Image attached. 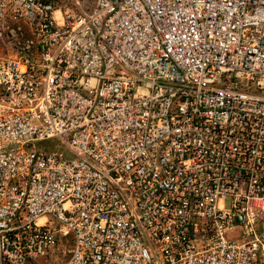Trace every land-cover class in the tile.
I'll return each instance as SVG.
<instances>
[{
    "label": "built area",
    "instance_id": "1",
    "mask_svg": "<svg viewBox=\"0 0 264 264\" xmlns=\"http://www.w3.org/2000/svg\"><path fill=\"white\" fill-rule=\"evenodd\" d=\"M66 237L60 264L262 263L264 0H0V264Z\"/></svg>",
    "mask_w": 264,
    "mask_h": 264
},
{
    "label": "rangeland",
    "instance_id": "2",
    "mask_svg": "<svg viewBox=\"0 0 264 264\" xmlns=\"http://www.w3.org/2000/svg\"><path fill=\"white\" fill-rule=\"evenodd\" d=\"M48 143L52 145L51 147H53L55 144L53 140L49 141ZM69 246L70 237L60 239V244L55 248V250L51 254L46 257L37 258L35 261L28 262L26 264H60L62 261L65 260ZM261 264H264V258Z\"/></svg>",
    "mask_w": 264,
    "mask_h": 264
},
{
    "label": "bare ground",
    "instance_id": "3",
    "mask_svg": "<svg viewBox=\"0 0 264 264\" xmlns=\"http://www.w3.org/2000/svg\"><path fill=\"white\" fill-rule=\"evenodd\" d=\"M264 250V249H263Z\"/></svg>",
    "mask_w": 264,
    "mask_h": 264
}]
</instances>
